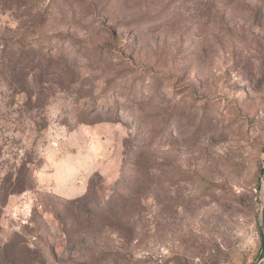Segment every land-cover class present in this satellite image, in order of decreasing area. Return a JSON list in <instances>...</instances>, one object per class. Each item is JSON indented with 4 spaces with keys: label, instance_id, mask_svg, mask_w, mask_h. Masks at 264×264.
<instances>
[{
    "label": "rangeland",
    "instance_id": "rangeland-1",
    "mask_svg": "<svg viewBox=\"0 0 264 264\" xmlns=\"http://www.w3.org/2000/svg\"><path fill=\"white\" fill-rule=\"evenodd\" d=\"M263 173L264 0H0V264H254Z\"/></svg>",
    "mask_w": 264,
    "mask_h": 264
},
{
    "label": "water",
    "instance_id": "water-1",
    "mask_svg": "<svg viewBox=\"0 0 264 264\" xmlns=\"http://www.w3.org/2000/svg\"><path fill=\"white\" fill-rule=\"evenodd\" d=\"M263 180H264V173H263ZM260 232H261V249L254 264H262L264 259V204L261 209Z\"/></svg>",
    "mask_w": 264,
    "mask_h": 264
}]
</instances>
